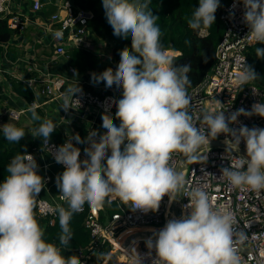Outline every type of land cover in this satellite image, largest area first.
I'll return each mask as SVG.
<instances>
[{
	"label": "clouds",
	"instance_id": "obj_1",
	"mask_svg": "<svg viewBox=\"0 0 264 264\" xmlns=\"http://www.w3.org/2000/svg\"><path fill=\"white\" fill-rule=\"evenodd\" d=\"M241 3L250 40L264 44V0H234L233 8ZM149 4L150 0H102L113 35L131 38V47L119 53L115 71L107 68L100 74H91L96 84L103 82L106 88L115 85L122 89L121 98L115 102V118L120 123L116 126L106 111L101 115L104 133L91 130L83 140L75 134L56 148L53 158L64 166V171L56 176L55 183L60 199L68 207L56 204L47 210L58 214L59 243L67 246L72 238L71 217L86 203L95 210L106 199L111 202L118 198L132 211L146 214L157 211L165 196L169 202L184 196L188 203L182 206L181 216L167 220L145 240L150 264H242L236 245L247 237L243 231L235 230L233 213L224 205L214 207L210 194L188 185L169 161L173 153H182L188 161L196 162L201 159L200 147L224 134L225 152L232 155V161L220 168L222 177L231 188L264 190V128L230 126L241 115L264 118V103H253L250 110L240 108L226 116L217 101L219 110L194 117L189 111L187 92L191 65L176 66L165 53L160 43L159 17L153 15ZM219 7L220 0H198L188 27L197 31L211 27ZM54 36L61 38L62 32L56 31ZM255 54L264 59V48H256ZM244 61L245 57L236 77L239 85L258 77ZM80 91L78 85L70 87L61 109L67 112L72 101L79 104L72 97ZM28 111L32 121H41L35 106ZM195 120H202L205 126L198 127ZM0 127L9 142L19 143L25 136V131L13 124ZM55 127L51 120L44 119L32 135L43 137L48 144ZM73 140L88 144L84 148L87 159H80V149ZM241 142L245 154L233 155ZM37 169L32 154H17L6 167L8 175L0 181V264H81L78 256L66 258L59 247L43 239L34 210L45 181ZM124 252L132 264H143L134 247Z\"/></svg>",
	"mask_w": 264,
	"mask_h": 264
},
{
	"label": "built area",
	"instance_id": "obj_2",
	"mask_svg": "<svg viewBox=\"0 0 264 264\" xmlns=\"http://www.w3.org/2000/svg\"><path fill=\"white\" fill-rule=\"evenodd\" d=\"M233 2L234 0H231L221 8L219 21L223 30L216 45L214 63L210 71L196 87L188 92L189 111L194 117L202 116L203 113L212 110H219L220 106L217 105V101L222 104L226 116L240 108L250 110L253 103H264L263 91L250 82L243 85L236 82V77L242 70L241 64L244 57V62L248 66L247 50L259 43H253L250 40L248 26L243 22V4H237L233 8ZM46 6L53 7L55 11L45 16L43 9ZM92 19L91 11L75 7L71 0H0V21H4L7 29L13 33L6 42H0V83L6 74L9 79L25 83L36 96L43 97L49 102H57L60 108L63 98L68 95V89L78 85L81 91L75 93L72 98L79 100L80 103L72 101L71 108L67 112L61 109L63 119L68 113L75 112L77 120L86 122L93 113L102 115L107 111L113 117L116 126H119L120 121L115 118V102L121 98L122 89L116 88L115 85L106 88L103 83L94 88L84 87L83 82L74 81L73 77L76 76V72L71 67L62 74L49 71L50 64L60 63L67 59L66 51L70 49L98 51L96 53L105 59L108 68L116 70L120 58L113 61L112 51L108 44L98 45V48L88 38V23ZM29 29L36 33H30ZM56 31L62 32L61 38L54 36ZM27 35L30 40L26 39ZM27 41H32L34 49L36 46L46 47L42 53L50 64H44L42 68H39L34 65L32 59L30 60V64L33 66L31 70H34L37 75L21 78L18 74L12 73L10 69L16 68L17 63L24 59L18 57L15 61H10L7 51L9 48H16L21 49L23 53ZM102 47H107L105 55L99 52ZM46 50L50 52L45 53ZM167 52L173 56L177 55V53L165 51L167 55H170ZM8 80L4 82L6 83ZM70 83L73 86H68ZM23 113V110L10 109L6 115L10 120L18 121ZM194 122L198 127L205 126L202 120ZM242 125L249 128L254 126L264 128V118L241 115L237 122L230 126L239 128ZM216 139L225 140L226 136L220 134ZM57 147L55 142L49 140L47 144L43 139L28 154H32L37 162L38 152L42 151L48 156L49 165H55L64 171V166L56 163L53 158ZM239 147L245 150L243 142ZM121 148L123 149V145ZM180 154H172L169 161L171 167L175 168ZM199 156L201 159L192 162L188 177L185 179L188 185L203 188L210 194L214 207L224 205L233 213L236 220L235 230L243 231L247 237L242 243L236 245L239 255L242 257V264H264V190L254 192L229 186L220 173V168L228 166L232 161V155L228 152L206 151ZM43 170L42 178L45 185L37 197L35 213L38 218L48 220V224L51 225L58 214L48 211V206L56 204L63 206L67 203L60 199L59 192L52 199L42 196V192L47 189L50 183L47 168L43 167ZM187 203L188 200L184 196L172 202H169L168 197L165 196L157 211H149L145 214L139 210L132 211L118 198L112 199L111 202L106 199L105 204L115 206L117 212L104 223L99 222V214L103 210V206L93 210L86 203L83 210L78 212V214L86 213L84 226L89 232L90 239L85 253L78 254L81 264H132L129 255L124 252V249L130 250L132 243L135 245L136 252L142 257L143 264H150V259L146 255L148 250L145 240L154 232H158L167 220L173 217L179 218L184 211L182 206ZM129 230H133V234L120 241L119 238L122 234ZM234 239L238 238L234 237ZM104 247H109L108 252L102 258L96 257L97 252ZM152 256H155L154 251ZM94 257L97 258V261H92Z\"/></svg>",
	"mask_w": 264,
	"mask_h": 264
},
{
	"label": "trees",
	"instance_id": "obj_3",
	"mask_svg": "<svg viewBox=\"0 0 264 264\" xmlns=\"http://www.w3.org/2000/svg\"><path fill=\"white\" fill-rule=\"evenodd\" d=\"M231 0H220V7L215 13L214 24L209 28L193 30L188 27V19L192 11L198 6V0H150L149 7L153 15L159 17L157 25L161 30L160 43L165 51L177 53L171 56L176 66L190 64L191 71L188 73L191 81L187 86V92L196 87L210 71L214 63L215 49L222 35V24L219 21L221 8L227 5ZM75 7L89 10L93 14V19L88 23V38L96 45L104 46L108 44L112 51V59L116 61L120 58V51L124 48L131 47V38H122L113 35V29L108 24L102 0H71ZM54 8L46 6L43 9L45 16L54 12ZM13 33L10 32L4 21H0V42H6ZM28 39V38H26ZM256 48H264V44H256L247 50L246 56L248 66L257 74V79L250 81L252 85L264 92V59L258 58L255 54ZM169 53V52H167ZM171 54V53H169ZM22 55L21 49L9 48L7 56L10 61H15ZM98 54L94 51L85 49H70L66 51V66L73 68L77 75H83L87 71H94L100 74L108 68L107 64L101 62ZM103 83V82H101ZM104 84V83H103ZM9 85L13 93L18 94L27 104L34 102L32 90L25 83L17 80H9ZM5 106L0 102V112ZM78 130V129H77ZM81 139L85 138V132H78ZM43 140V137H37L34 140H20L17 142H9L4 138L3 131L0 129V181L8 175L6 167L11 159L21 153H28L31 149ZM58 146L63 144V137L59 130H55L49 138ZM63 207L67 209L68 205ZM35 211V210H34ZM117 212L115 206L108 204L103 205V210L99 214V222L104 223L112 214ZM85 212L74 213L69 222V228L72 232L71 241L67 246L59 243V234L61 232L59 225V217L57 216L53 224L49 225L48 220L35 217L43 230V239L48 243H53L61 249V254L66 258L68 256H78V252H83L89 246V232L84 226ZM109 250V247L100 249L96 257L102 258ZM92 261H97V258Z\"/></svg>",
	"mask_w": 264,
	"mask_h": 264
},
{
	"label": "crops",
	"instance_id": "obj_4",
	"mask_svg": "<svg viewBox=\"0 0 264 264\" xmlns=\"http://www.w3.org/2000/svg\"><path fill=\"white\" fill-rule=\"evenodd\" d=\"M30 33L35 34L36 32L32 29L28 30ZM34 37V36H33ZM27 40H30V37L27 35ZM27 43V44H26ZM24 46L23 53L20 56L23 61L20 60L17 63L16 68L10 69V71L14 74H18L21 78H26L27 76H35L37 73L34 70H31L33 66L30 64V60H34V65H36L39 68H42L44 64L49 63L45 59V55L42 53V50L46 47L43 46H36L35 49L33 47L32 41H27ZM98 47V45H96ZM99 48V47H98ZM96 49V48H95ZM36 50V51H35ZM50 52L49 50H46L45 53ZM100 53L106 54L107 53V47H104L99 50ZM99 55V54H98ZM97 55V56H98ZM47 56V55H46ZM99 57V56H98ZM100 58V57H99ZM103 63L106 65V61L103 58ZM50 64V63H49ZM29 68V70H28ZM68 67L65 64V61L60 63H52L50 64V73H65L67 72ZM97 74V72L94 71H87L83 75H77L73 77L74 81H80L84 83V87L87 88H94L102 85V83L96 84L92 81L91 74ZM9 77L4 74L3 81L0 83V102L5 106V108L0 112V126H3L6 123H10L15 125L18 128H22L25 131V136L21 138L22 140H34L36 142L37 137H34L32 135V132L34 128L38 125V123L42 122L44 119H49L55 124V130H59L61 133V136L63 137V143L69 139L75 134H78L80 130H83L85 132V137L89 134L91 130H96L98 134L104 133L106 130L102 128V119L101 115H97L93 113L90 115L88 120L86 122L77 120V113L70 112L67 115H65V119L62 117V111L57 102H49L43 97L36 96L34 91H32L34 96V102L27 104L18 94L13 93L11 91L10 85L8 83ZM5 80H8L6 83ZM68 86H73L71 83L68 84ZM35 106V110L37 114L41 117L40 122H34L31 119V113L28 111L29 108ZM10 109L14 110H23L24 113L20 116L18 121H12L10 120L6 112ZM3 116H6L8 120H5L2 118ZM65 120V122H64ZM114 122V121H113ZM116 125V123L114 122ZM2 129V127H0ZM78 129V130H77ZM74 146L80 149V159H87L84 148L88 147L87 143L78 144L75 142V140L72 141ZM49 158L48 156L43 153L42 151L38 152L37 155V173L42 177L43 175V167L47 168L48 174L50 176V183L47 186V189L42 192V196L45 198H54L59 190L56 187L55 179L56 176L63 172L60 168L56 167L55 165H49ZM81 252H78V254Z\"/></svg>",
	"mask_w": 264,
	"mask_h": 264
},
{
	"label": "water",
	"instance_id": "obj_5",
	"mask_svg": "<svg viewBox=\"0 0 264 264\" xmlns=\"http://www.w3.org/2000/svg\"><path fill=\"white\" fill-rule=\"evenodd\" d=\"M227 143V141H225ZM214 150H221L225 151V144L224 140L220 139H215L211 140L209 142L208 146H201L200 149L198 150V155L206 152V151H214ZM234 155H244L245 150H243L241 147H239L238 152H233ZM192 162L188 161L183 154L181 153L180 156L177 159L176 165H175V170L181 173L185 179H187L190 168H191Z\"/></svg>",
	"mask_w": 264,
	"mask_h": 264
},
{
	"label": "bare ground",
	"instance_id": "obj_6",
	"mask_svg": "<svg viewBox=\"0 0 264 264\" xmlns=\"http://www.w3.org/2000/svg\"><path fill=\"white\" fill-rule=\"evenodd\" d=\"M133 232H134L133 230H129V231L124 232L122 234V236L119 238V240L123 241L127 236L133 234ZM133 247L135 248V245L132 243L131 246H130V249L133 248Z\"/></svg>",
	"mask_w": 264,
	"mask_h": 264
},
{
	"label": "rangeland",
	"instance_id": "obj_7",
	"mask_svg": "<svg viewBox=\"0 0 264 264\" xmlns=\"http://www.w3.org/2000/svg\"><path fill=\"white\" fill-rule=\"evenodd\" d=\"M102 48H103V47H102ZM96 52H98V51H96ZM169 56L171 57V56H173V54H170ZM99 57H100V56H99ZM100 58H102V57H100ZM100 58H99V59H100ZM100 60H101V62L103 63L102 59H100ZM3 117H4V118H3ZM2 118L5 119V120H8L6 116H3V115H2Z\"/></svg>",
	"mask_w": 264,
	"mask_h": 264
}]
</instances>
